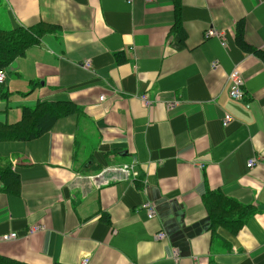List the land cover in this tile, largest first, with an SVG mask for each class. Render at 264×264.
Listing matches in <instances>:
<instances>
[{
	"label": "crops",
	"instance_id": "1",
	"mask_svg": "<svg viewBox=\"0 0 264 264\" xmlns=\"http://www.w3.org/2000/svg\"><path fill=\"white\" fill-rule=\"evenodd\" d=\"M178 1L0 0L1 29L46 28L5 68L0 121L37 101L75 108L37 138L0 141V165L17 177L0 186V255L264 264V0ZM239 22L248 51L235 39ZM211 28L224 45L205 38ZM233 68L241 100L228 95ZM217 191L252 210L240 226H211L204 197Z\"/></svg>",
	"mask_w": 264,
	"mask_h": 264
},
{
	"label": "trees",
	"instance_id": "2",
	"mask_svg": "<svg viewBox=\"0 0 264 264\" xmlns=\"http://www.w3.org/2000/svg\"><path fill=\"white\" fill-rule=\"evenodd\" d=\"M178 0H175L177 9ZM235 39L244 50H250L243 40L242 24L236 27ZM46 32L43 24L36 27L16 26L9 30L0 28V70L8 68L18 57L22 56L27 48L35 44L39 37ZM264 60V53L257 51ZM118 62L123 60L122 55L116 54ZM4 95V98L6 99ZM75 111L72 103L67 101H37L33 106H22L21 117L14 123L0 121V141L30 140L39 137L51 129L54 122L61 116ZM17 177L9 166L0 165V186L9 189L15 184ZM208 218L211 226L216 224H230L232 228L240 226L246 216L252 213L247 206H241L220 192H213L204 197ZM231 217H234L233 220ZM233 223V224H232ZM0 264H26L0 255Z\"/></svg>",
	"mask_w": 264,
	"mask_h": 264
},
{
	"label": "built area",
	"instance_id": "3",
	"mask_svg": "<svg viewBox=\"0 0 264 264\" xmlns=\"http://www.w3.org/2000/svg\"><path fill=\"white\" fill-rule=\"evenodd\" d=\"M205 38L208 37H217L218 39H220L221 44L224 45L225 41H224V37H223V33L222 32H218L214 29H208L205 32ZM85 64H88L87 62H85ZM212 68H215L217 66V64L214 62L212 63ZM228 78V82H229V89H228V95L230 96V98L234 99V100H241L244 97V81L239 73V71L236 68H233L227 75ZM5 79V71L4 70H0V84L4 82ZM100 98L102 99V96H100ZM141 100L143 102V104L145 106H150L151 105V100L147 99V97L145 95L141 96ZM168 106H173L174 102H168L167 103ZM231 120V118H227L223 121V125H226L228 123V121ZM258 158L257 157H251L247 163L246 166L251 168L254 165H256L258 163ZM126 168V166H124L123 170ZM140 209H142L143 211H145L146 213V217L147 218H152L155 214V207L152 203L150 202H143L140 207ZM41 229V226L39 225H34L32 227H30L27 231L28 234H33L37 231H39ZM165 237V232H158L156 234V238L157 239H161ZM16 238V233H9L7 235L4 236L5 240H11ZM86 260L87 259H83L79 264H86Z\"/></svg>",
	"mask_w": 264,
	"mask_h": 264
},
{
	"label": "rangeland",
	"instance_id": "4",
	"mask_svg": "<svg viewBox=\"0 0 264 264\" xmlns=\"http://www.w3.org/2000/svg\"><path fill=\"white\" fill-rule=\"evenodd\" d=\"M12 80H15L14 78H12Z\"/></svg>",
	"mask_w": 264,
	"mask_h": 264
}]
</instances>
